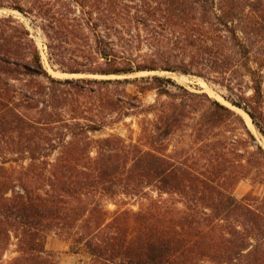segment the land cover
<instances>
[{
    "label": "trees",
    "instance_id": "16d2710c",
    "mask_svg": "<svg viewBox=\"0 0 264 264\" xmlns=\"http://www.w3.org/2000/svg\"><path fill=\"white\" fill-rule=\"evenodd\" d=\"M6 1L42 20L54 70L105 78L51 75L29 31L0 17V264H59L49 231L93 264H264V194L232 193L241 179L264 185L243 116L170 77L135 76L222 86L264 136V0ZM84 27L87 62L68 63L64 44L83 46ZM140 112L136 138L93 136Z\"/></svg>",
    "mask_w": 264,
    "mask_h": 264
},
{
    "label": "rangeland",
    "instance_id": "374dc122",
    "mask_svg": "<svg viewBox=\"0 0 264 264\" xmlns=\"http://www.w3.org/2000/svg\"><path fill=\"white\" fill-rule=\"evenodd\" d=\"M0 2H1L0 4H3L2 6L0 5V17L11 16L14 20L11 26H15L18 23L23 25L29 31L31 38L34 40L39 50L43 66L51 75L59 78H78V77L105 78L104 76H100V75L69 74V73H62L59 70H54V69L63 68L64 66L56 63L55 61L51 62L50 59L48 58L49 55L47 54V45H46L47 39L44 35V32L41 29L42 20H40L39 17H34L29 14L22 13L17 9L5 7L7 6V4L10 3V2L7 3L6 0H0ZM23 2L25 3L26 1ZM25 4H26L25 6H28L27 5L28 3ZM99 30L101 31L102 28H98V31ZM10 31H13V29H10ZM83 32L86 34L87 37L84 42H81L83 46L79 47L71 42H69L68 44H64V47L66 49L65 51H63V54L65 55L66 62L71 64L73 63L72 60H77L82 63L87 62V60L83 59L82 57H79V55H81L82 53L78 50V48H81L83 50H92L93 45L91 44L93 40V31L84 27ZM73 34L79 36L80 32L79 33L73 32ZM86 43L89 45H87ZM145 50H147L146 47L144 45H141L140 50L134 52L141 53L144 52ZM102 61L103 60L100 58L98 62H102ZM153 74L170 77L177 84L183 85L193 91L206 92L211 97L216 98L217 100L228 106H231L233 109H235L239 114L243 116L247 126L254 133L259 144L264 148V136L261 135L255 129V127L253 126L250 120V117L242 109L232 106L229 102H227L223 98V95L227 94L225 88L207 82L199 76L191 75V74H182L179 72L150 71V72H140L135 74V76L153 75ZM177 76H184L185 78L187 77L186 82L179 83V81L177 80ZM201 81L204 82L205 85H202ZM15 84L18 85L17 82H15ZM125 88L130 94H134V95L136 94V87L134 85L129 84L125 86ZM155 97L156 95L154 91H149L143 95H139V100L141 101L144 107H147L154 102ZM19 98L20 97L16 95L14 100L17 101ZM132 112H139V110L134 109ZM33 113L34 111H31V114ZM143 116L144 114L140 112V114L131 115L119 121L108 123L106 127L101 129L100 131L95 132L93 136L97 138L108 134H119L123 137L130 136L136 138L139 132L138 122L141 120ZM232 193L237 199L242 198L246 194H253L260 196L264 194V185L259 183H253L248 178L241 179L237 182V184L234 185L232 189ZM125 207H132L133 209H136L137 205L134 204L130 206V204H128ZM109 208L114 209L115 206L110 204ZM44 247L48 253L52 254V256L59 262V264H93L91 261V256L89 255L88 252H86L81 246L74 244L73 241L68 236L59 234L55 231H49L46 234ZM13 251H14V246L12 245L9 247V249L5 252L3 256V260L5 262L14 255Z\"/></svg>",
    "mask_w": 264,
    "mask_h": 264
},
{
    "label": "bare ground",
    "instance_id": "6f19581e",
    "mask_svg": "<svg viewBox=\"0 0 264 264\" xmlns=\"http://www.w3.org/2000/svg\"><path fill=\"white\" fill-rule=\"evenodd\" d=\"M186 78H187V77H186ZM186 78H185L184 76H177V80L179 81V83H180V82H182V83L184 82V83H185V82H186ZM199 83H200V82H199ZM201 84H202V85H205V83L202 82V81H201ZM201 84H200V85H201ZM201 87H202V86H201ZM206 87H207V86H206ZM207 88H208V87H207Z\"/></svg>",
    "mask_w": 264,
    "mask_h": 264
}]
</instances>
